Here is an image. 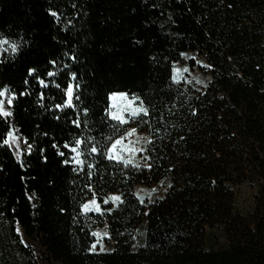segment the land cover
<instances>
[{
  "label": "trees",
  "instance_id": "obj_1",
  "mask_svg": "<svg viewBox=\"0 0 264 264\" xmlns=\"http://www.w3.org/2000/svg\"><path fill=\"white\" fill-rule=\"evenodd\" d=\"M2 39L20 51L0 44V87L18 94L29 67L45 73L56 59L77 73L76 104L90 112L57 109L63 92L29 78L31 94L0 118V136L14 125L26 147L21 161L0 147V264H38L17 227L53 264H264V0H0ZM181 53L211 66L205 87L173 81ZM113 90L149 109L133 123L150 138L141 167L102 154L121 135L104 111ZM77 117L86 123L76 127ZM77 138L83 163L65 164L74 153L64 145ZM136 187L160 194L141 203ZM93 193L104 216L82 212ZM110 195L122 202L104 205ZM106 223L113 249L92 252ZM210 231L218 249L205 245Z\"/></svg>",
  "mask_w": 264,
  "mask_h": 264
},
{
  "label": "snow or ice",
  "instance_id": "obj_2",
  "mask_svg": "<svg viewBox=\"0 0 264 264\" xmlns=\"http://www.w3.org/2000/svg\"><path fill=\"white\" fill-rule=\"evenodd\" d=\"M49 14L57 19H59V15L56 11L49 10ZM0 44L8 45L10 51L12 54H17L20 51V44L18 42H9L8 39H2L0 40ZM7 50V49H5ZM67 55V53H65ZM181 56L186 57L185 53H181ZM70 60L75 61L77 57L75 55L69 57ZM191 59L195 60L196 64H201V61L196 59L195 57H192ZM48 65L50 67L46 70L45 73H41L38 71L35 67H29L27 69V76L23 80V84L25 86L24 91L19 92L18 94L13 90L10 92V86L4 85L3 87H0V118H9L14 115L13 107H14V101L18 99L19 96H25L30 95L31 93L28 91L29 86V78H34L36 84H38L41 88H48L50 85L54 86L56 89L63 92L66 99L63 100V103L55 104V107L57 109L63 110L65 108L73 109V108H82V111L87 114L90 112L89 107L87 104L78 105L76 104L77 101H80L83 95L81 85L76 83H72L77 78V73L75 71H72L70 69V66L68 64H64L63 68L57 67V60L56 59H50L48 60ZM203 67H211L210 65H202ZM64 69H69V71L64 72ZM179 71L175 65H173L172 72L173 76L172 79L175 81L176 76L175 73ZM184 72H188L189 69L186 67L183 69ZM63 76V78L66 80V87H62L61 83L58 82V78ZM52 78V79H47ZM41 100L44 99V94L40 93ZM137 101L139 103H137ZM146 101L141 99L139 95L136 93H127L122 90H113L110 91L107 94L106 98V107L104 109L107 118L110 120L117 121L120 125H126L129 123V121H139L141 123H146V121L143 120V117L149 115V109L145 106ZM124 113H127V118L125 117ZM2 122V121H0ZM73 124L76 127H80L81 123H86V121H81L80 118L73 119ZM137 131L136 128H130L128 132H126L124 135L131 136ZM21 137L15 134L14 131V125L8 126V131L3 135L0 136V147H10L14 148L17 151V158L19 159V150H20V141ZM124 139V136H121L119 138H116L115 140L110 142V147L107 149V153H102L107 156L108 159H115L118 162H122L125 164V166L132 163L129 159H122L121 153L124 151L123 148H120L122 144V141ZM84 144V141L77 138L73 142L65 143L64 148L70 149L74 155L71 157V160L65 159L64 163L68 164L70 162H74L75 164L79 165L83 163V161L80 159V157L83 155V151H81V146ZM74 145V146H73ZM32 145L27 144V148L31 150ZM53 147H57V145H53ZM129 152L138 151L140 149H127ZM91 153H97L98 149L97 147L93 146L90 149ZM60 155H64V152L61 151ZM136 167H139V165H135ZM150 167V165H147ZM87 167L89 169L92 168L91 164H88ZM89 187V190L91 191L90 185H87ZM155 191V189H153ZM111 200L113 202H122L120 196L118 195H112L108 197L104 201L105 204L108 203V201ZM83 212H89V211H96L100 212L101 209L99 205L96 202L95 199V193H93V198L91 201L84 203L81 205ZM109 211H111L109 209ZM107 227V226H105ZM16 231L19 233L21 231L20 228H17ZM93 236L97 237L96 243H94L91 246L90 250H95L96 245L100 244V251H105V248L103 247L101 236L108 237V232L104 231L103 233L100 232H93Z\"/></svg>",
  "mask_w": 264,
  "mask_h": 264
},
{
  "label": "rangeland",
  "instance_id": "obj_3",
  "mask_svg": "<svg viewBox=\"0 0 264 264\" xmlns=\"http://www.w3.org/2000/svg\"><path fill=\"white\" fill-rule=\"evenodd\" d=\"M192 57H195L196 59H198L199 61H201V64H196L195 60L191 59ZM189 60H193L194 61V68H190L187 65V62ZM175 67L179 70L175 73L176 76V80L174 81L175 83H185V84H189L192 85L195 88H203L206 86V84L209 82L210 77L209 75L205 74L202 70L206 67H203L202 65H205L204 62L202 61V59L198 58L197 55L195 54H186V57L183 56V62L182 63H177L174 64ZM188 68L189 71L188 72H184L183 69L184 68ZM172 76H173V72H172ZM137 103H139L137 101ZM125 117L127 118V113H124ZM6 119V118H4ZM114 121L116 124H118V126H120L121 128V136H124V139L122 141V144L118 147L123 148L124 151L121 153V157L122 159H129L132 161V163H130V166H134L135 165H139V167L144 165V160H143V156H144V152L145 149L149 143V136L141 131H139L137 128V131L131 135V136H126L124 135L126 132L129 131L130 128H135L133 126L134 121H129L128 124L126 125H120L117 121ZM15 131V134H17V131ZM19 136V135H18ZM20 137V136H19ZM118 137V138H119ZM20 150H19V159L17 158V151L14 148H10L8 147L11 152L13 153L14 157L18 160L21 161L23 155L26 152V147H25V143L23 141V139L21 138L20 141ZM140 149L138 151H133V152H129L127 149ZM115 162H118L115 159H111ZM118 163H122V162H118ZM124 164V163H122ZM125 165V164H124ZM153 189H155V191H153ZM155 194H160V192L155 188V187H151V188H146V187H136L134 190V195L137 198V200L141 203H143L144 201H152V199L154 198ZM112 196V195H110ZM108 196V197H110ZM108 197L106 199H108ZM105 199V200H106ZM91 201V200H90ZM89 202V201H88ZM97 202V201H96ZM87 203V202H86ZM118 203L120 202H113L111 200L108 201L107 204L104 203V205H108V204H112L113 207H116L118 205ZM97 204L99 205L101 211L100 212H96V211H89L86 213H94L95 215L98 216H104L106 214V212H108V210L104 209L102 207V205H100L98 202ZM83 212V211H82ZM85 213V212H83ZM106 218V217H105ZM107 226V227H105ZM108 223L97 227L93 230V232H100L103 233L104 231L108 232V237H103L101 236V241L103 244V247L105 248V251H100V244L96 245V249L95 250H91L92 252H96V253H105V252H110L113 249V245L114 242L113 240H111V236L109 234V230H108ZM19 228V227H17ZM142 229L143 227H141L136 233L135 238L133 239V246H138L139 244H141V240H142ZM92 232V233H93ZM16 233L18 234L22 244L26 247H29L32 249L36 260L38 262V264H53L50 261H48V257L44 251V249L41 247L39 239H37L35 236L32 238H27L23 231L21 230L19 233L16 231ZM94 237V243H96L97 237ZM92 244V245H93ZM91 245V246H92ZM205 245L208 249H218V234L215 231H210L207 233L206 235V239H205Z\"/></svg>",
  "mask_w": 264,
  "mask_h": 264
}]
</instances>
